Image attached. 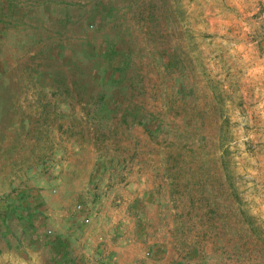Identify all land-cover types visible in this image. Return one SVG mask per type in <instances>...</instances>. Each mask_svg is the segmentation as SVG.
I'll return each instance as SVG.
<instances>
[{"label": "rangeland", "instance_id": "rangeland-1", "mask_svg": "<svg viewBox=\"0 0 264 264\" xmlns=\"http://www.w3.org/2000/svg\"><path fill=\"white\" fill-rule=\"evenodd\" d=\"M0 264H264V0H0Z\"/></svg>", "mask_w": 264, "mask_h": 264}, {"label": "built area", "instance_id": "built-area-1", "mask_svg": "<svg viewBox=\"0 0 264 264\" xmlns=\"http://www.w3.org/2000/svg\"><path fill=\"white\" fill-rule=\"evenodd\" d=\"M77 209H80V206H77ZM85 222L87 223L88 221H87V220H85Z\"/></svg>", "mask_w": 264, "mask_h": 264}]
</instances>
